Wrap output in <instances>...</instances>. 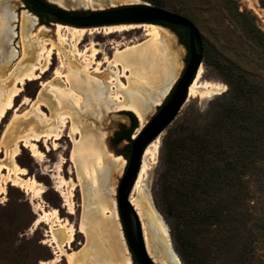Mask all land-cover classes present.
<instances>
[{
    "label": "rangeland",
    "instance_id": "rangeland-1",
    "mask_svg": "<svg viewBox=\"0 0 264 264\" xmlns=\"http://www.w3.org/2000/svg\"><path fill=\"white\" fill-rule=\"evenodd\" d=\"M43 1L58 5L56 3L57 0ZM137 3L161 8L190 20L201 34L204 43L206 67L200 82H212L225 86L226 91L228 87L224 80V74L218 68L220 60L226 56H232L244 62L246 60L244 49H247L250 45V40L242 29V21L234 17L237 8H239L240 12L247 10L252 13L258 19V25L264 31V0H133L131 2L96 0L95 5L81 3L75 7L62 8L68 11L87 13L93 10H106ZM24 20L34 22L32 28H29L26 32H22L21 30ZM52 24V22L49 23L47 20L39 19L29 9H26L21 0H0V88L5 83L6 91L9 92L16 77H21L29 72L30 66L36 63L44 47L49 46L47 42L57 43L56 27ZM40 27H44V35L40 37L34 36ZM159 27L164 28L175 42L174 47L169 49L167 55L172 69L171 79H173H170L166 87L163 90H159L160 92L152 88L141 89L137 85H134L137 80L128 72L122 73L118 81V85L121 88L129 87L141 95L143 100L141 110L146 116V121L143 125L140 124L136 113L133 111V109L137 110L135 107H132L133 109H123L117 104L119 101L116 102L113 99V95H111L113 90L120 96L123 95V91H117L116 88L113 89V85L107 83V95L104 97V100L96 98V95L88 91H78V94L82 93V95H79L81 103L78 106L73 104L69 108L59 109L60 107L57 108L55 102L51 104L50 101H54L55 96L50 92V84L54 81V74L61 65L58 56L53 57L51 70L46 73L41 81L28 83L23 87L21 96L15 101L17 111H10L0 125V148L3 151V153L0 152V166H11L13 164L12 160L5 158V151L12 150L19 140H26L37 135H45L53 129L58 118L61 116L60 113L69 109L70 111L68 110L67 112L73 115V120L68 124L64 137L60 141H57L58 148L56 150L48 152L44 143L38 144L40 150L45 154L44 161L42 162L34 159L31 152L24 146H20L21 154L15 159V162L20 167L26 168L29 176L42 184L45 194L41 200L36 199L34 201L25 191L14 187L12 183L6 184L7 194L0 198V264H41L42 261L49 262L55 259L54 249L44 245L43 241L47 239V235L53 234L58 242L62 244L66 240L65 230L60 227H53V231H51V226L47 224H41L38 228L34 227L35 221L42 213L37 209L40 201L45 211L49 212L52 209H57L59 216L75 228V242L67 249V252L69 254H78V257L74 261L76 264H137L133 260L124 235L117 207V191L127 169L132 141H118L117 134L131 132L132 139L141 131L146 123L151 121L166 101L174 85L182 77L190 56L188 37L184 30L176 31L163 25H159ZM64 34L69 36V32L67 31H64ZM71 41L72 39L69 42ZM145 42L144 31H131L110 35H106L105 33L88 34L79 48L81 51H85L94 43V45L97 44L95 48L100 51L98 61H102L105 56L111 60H115L125 52L130 51H124L126 47L143 45ZM117 50H121L122 53H117ZM65 51H70V46H66ZM74 62V64H79L76 65L78 69L84 66L79 60ZM93 67L94 69H90V75L87 76L90 79L105 76L106 73V75L111 74V66L108 64L103 66L102 73L105 72V74L101 75L94 72L96 65ZM62 72L66 75L65 80H67L68 73L66 70H62ZM84 76L86 75H82V78ZM42 82L47 84L46 90H44V97L46 99H42L39 96V93L43 89ZM58 94L59 91H57ZM224 94H216L205 100L200 97H193L190 108L181 113L179 124L159 144L157 159L149 161L151 169L149 168L147 178L143 183L146 194L150 196L155 210L160 215L169 232L172 249L181 264L185 263L173 237L172 220L168 218L166 212L164 181L168 178L169 165L166 158L165 143L168 138L175 142L179 141L185 136L187 132L186 128H191L197 121L204 122V118L211 110L213 104ZM48 96L49 99L50 97L52 99L48 100ZM24 98H28L31 101L30 105L18 107L22 104ZM149 102L150 105H148ZM38 106H40L39 109L42 113L37 111ZM81 136L86 145L91 144V151H97L96 146L98 145L99 148H105L106 152L98 155L97 158L103 159L106 165H109L114 157L121 158L123 161V166L120 170L113 173L108 169L106 174L102 177L100 176L97 187L92 185L93 183L90 178L87 179V171L85 169L94 168L95 163L91 161L90 166L86 167L75 160L76 147L82 144ZM50 146L53 149L52 141H50ZM90 150H88L89 154H91ZM63 158L65 159V164L62 165ZM60 166H62L61 172H59ZM60 173L64 179L68 181L72 180L78 185L74 191L73 198L76 208V214L74 215L69 214L68 208L65 207L64 198L56 190ZM2 174H7V170L2 171ZM23 178L25 179L26 177ZM97 192L99 193L95 194ZM94 202L97 203L96 206L93 205L95 204ZM104 208H108L116 213L118 218L117 235L120 233L119 237L117 235L109 237L101 231V228L96 227V221H102L103 219L102 213ZM136 210L144 214V208ZM86 212L94 215L91 224L92 228L88 230L83 229L87 220ZM145 221L146 216H144ZM208 232L203 236L196 235V237L199 236L197 242L203 246L200 251L206 254L204 257L205 262L206 264H224L221 246L214 243V240L218 239L217 234L213 230H209ZM114 250L119 254L118 259ZM59 264L70 263L68 258L64 257ZM255 264H264V249L258 254Z\"/></svg>",
    "mask_w": 264,
    "mask_h": 264
},
{
    "label": "trees",
    "instance_id": "trees-1",
    "mask_svg": "<svg viewBox=\"0 0 264 264\" xmlns=\"http://www.w3.org/2000/svg\"><path fill=\"white\" fill-rule=\"evenodd\" d=\"M234 17L250 40L246 60H220L227 91L204 122L165 143L166 212L185 264H206L197 239L209 230L224 264H255L264 249V31L247 10ZM117 140H131V132Z\"/></svg>",
    "mask_w": 264,
    "mask_h": 264
},
{
    "label": "bare ground",
    "instance_id": "bare-ground-1",
    "mask_svg": "<svg viewBox=\"0 0 264 264\" xmlns=\"http://www.w3.org/2000/svg\"><path fill=\"white\" fill-rule=\"evenodd\" d=\"M110 1L131 2L133 0H110ZM56 3L59 5L57 6L60 8L62 7L69 8V7L78 6L81 3H85L86 5H95L96 0H57ZM33 23L34 22L30 20H24L21 26L22 32H26L29 30V28H32ZM53 25H55L56 27V35L58 37L57 43L47 42L49 46L44 47V49L41 51L40 55L38 56L36 63L30 66L29 72H27L25 75L21 77H16V80L9 92L6 91L5 83L0 88V125L2 124L3 120L6 118L7 114L10 111L13 110L17 111V106L15 105V101L21 96L23 92V87L28 83L41 81L43 77L46 75V73H48L51 70L52 59L54 56H58L61 65L60 68L57 69L54 74L55 75L54 81L50 84V92H52V94L55 96L54 101H50L51 104L52 102L53 103L55 102L57 108L60 107L59 109L69 108L73 104L78 106L81 103V97L79 95H82V93L78 94L79 93L78 91L80 92L88 91L91 94L96 95V98L100 100H104V97L107 95V91H106L107 89L106 83H107L113 85V89L116 88L117 91L120 90L123 91V95L120 96L117 94V92H114L113 90L111 94L113 95V99L116 102L119 101L117 104H119L120 105L119 107H122L123 109H133L132 107H135V109L137 110L133 109V111L136 113L140 121V124L143 125L146 121V116L141 110V106L143 104L141 95L139 94V92L135 91L134 89H130L129 87L121 88L118 85V81L122 73L125 74V72H128L131 74V76H133L137 80V82L134 85H137L141 89L146 90L147 88H152L153 90L159 91V90H163L166 87L168 82H170L172 76V69L171 66L169 65L167 55L169 49H171L175 45L174 40L166 32V30L159 26L153 30H145L144 31L146 37L145 44L126 47L124 51L126 50H130V51L125 52L115 60H111L107 56H105L102 61H98V56L100 54V51L97 48H95V45L97 46V44L95 45L94 43L91 44V47L85 51H81L79 48L81 43L84 41L86 35H80L64 25H60V24H53ZM43 31H44V27L38 28V31L37 33H35L34 36L40 37L44 35ZM64 31L69 32V36H67V34H64ZM117 33H123V32H117ZM105 34L110 35L114 33H105ZM70 39H72L71 42H69ZM66 46H70V51L68 52L65 51ZM117 53H122V51L117 50ZM77 59L81 61V64L84 65L83 67H81V69H78V66H76L79 64H74L75 63L74 61L76 62L78 61ZM105 64L111 66L110 67L111 74L109 75H106L107 73L105 74V72L102 73L103 72L102 68ZM94 65H96V69L94 70V72L98 75L105 74V76L96 77V79H92V78L90 79V77H87L90 75L89 74L90 69H94L93 67ZM62 70H66V72L68 73L67 80H65L66 75L62 72ZM82 75H86V76L82 78ZM84 79L86 80L83 81ZM46 86L47 84L42 82L43 89L41 93H39V96L42 99H46V97H44L45 95L44 90H46L45 89ZM57 91H59L58 95H57ZM225 92H226L225 86H221L212 82H203V83L199 82L194 97H200L201 99L205 100L211 98L216 94L219 95ZM50 99L52 98L50 97ZM50 99L48 96V100ZM109 102L111 103L110 100ZM30 103L31 101L28 98H24L22 104L18 107L21 108L25 105H30ZM148 105H150V102L148 103ZM40 106H38L37 111L42 113V111L39 109ZM67 111L60 113L61 116L58 118L57 123L55 124L53 129L47 132L46 134L44 133L45 135L42 136L37 135L34 137L27 138L26 140H19V142H17L14 145V148L12 150L10 151L7 150L4 152L5 158L6 159L9 158L10 160H12L13 164L11 166H5V165L0 166V198L7 194L6 184L12 183L14 187H17L25 191L27 195L31 196L32 200L35 201L36 199L38 200L42 199V196L45 194V190L42 184H40L35 178L30 177L28 174V170L24 167H20L15 162V159L19 157L21 154L20 146H24L26 149H28L31 152L32 157L40 162L44 161L43 159L45 157V154L40 150V147L38 146L39 143H44L48 152L52 150H56L58 148L57 141H60L64 137V133L68 128V124H70L73 120V115H71V113L69 114V112ZM77 134L80 135L79 132H77ZM81 139H82V144L76 147L75 160L76 162H80L81 165L83 166L85 165L86 167L90 166L91 161L92 163H95L94 164L95 169L94 168L91 169L85 168V169L87 171V179L90 178L93 183L92 185L94 187L95 186L97 187L99 185L98 180L100 176L102 177L104 174H106L108 169L111 170L113 173L120 170L121 167L123 166V161L121 160V158L114 157L113 160L109 163V165H106L103 159L97 158L98 155L104 154V152H106L105 148L104 149L99 148L98 145L96 146L97 151H91L90 150V147H92L90 146L91 144L86 145V142L83 141L82 136ZM50 141L53 142V149L50 146ZM1 150L2 149L0 148V152L3 153V151ZM88 150L91 151V154L88 153ZM158 153H159V145L155 149L146 152L131 197V203L135 209L144 208L145 215L139 210L136 211L138 212L141 222H143L142 226L146 232L147 250L150 256L152 257V259L156 263L158 262L157 264H181L180 260L178 259V257L176 256V254L172 249V243L169 232L165 224L163 223L160 215L155 210L150 196L146 194L143 185L148 175L150 162L155 161L157 159ZM63 164H65L64 158L62 165ZM4 170H7V174L5 175L2 174V171ZM61 171H62V166H60L59 168V172ZM23 177L26 178L24 179ZM77 187L78 185L75 182H73L72 180L68 181L63 178L61 173L59 174L56 190L64 198L65 207L68 208V212L71 215L76 214V208L73 198H74V191ZM90 192L92 193V191ZM98 193L99 192L95 194ZM96 204L97 203L93 205L96 206ZM37 209L42 213L35 221L34 224L35 228H38L41 224H47L51 226V231H53V227H60L61 229L65 230V234H66V240L62 244L58 242V240L53 234L47 235V239L43 241V244L54 249L55 259L49 262L42 261L41 264H59L62 261V258L64 257L68 258L70 264H76L74 261L78 257V254L76 253L69 254L67 252V249L70 248L72 244L75 242V235H76L75 228L70 223H68V221L63 220L59 216V211L57 209H52L49 212L45 211L43 209V205L41 204V201L37 205ZM93 211L96 212L95 210ZM86 213H87L86 214L87 220L85 223L86 225L84 224V228H83L84 230H88L89 228H92L91 224L94 219L93 218L94 215H92V213L89 212ZM102 216H103L102 221H96V227L101 228V231L105 235H108L109 237L117 235L118 218L116 213L114 211L109 210L108 208H104ZM144 216H146L145 222H144ZM119 234L120 233H118L117 235L118 237ZM114 252L117 254V257L116 256L115 257L118 259L119 258L118 252L115 250Z\"/></svg>",
    "mask_w": 264,
    "mask_h": 264
},
{
    "label": "water",
    "instance_id": "water-1",
    "mask_svg": "<svg viewBox=\"0 0 264 264\" xmlns=\"http://www.w3.org/2000/svg\"><path fill=\"white\" fill-rule=\"evenodd\" d=\"M21 1L38 18L47 16L53 24L64 25L80 35L153 30L159 25L187 30L188 65L158 113L131 139L127 169L117 191L118 214L133 260L137 264H157L147 250L146 232L131 197L146 152L155 149L179 124L181 113L190 108L206 67L201 34L185 17L147 4L79 13L43 0Z\"/></svg>",
    "mask_w": 264,
    "mask_h": 264
},
{
    "label": "flooded vegetation",
    "instance_id": "flooded-vegetation-1",
    "mask_svg": "<svg viewBox=\"0 0 264 264\" xmlns=\"http://www.w3.org/2000/svg\"><path fill=\"white\" fill-rule=\"evenodd\" d=\"M26 8V7H25ZM26 9H29V8H26ZM30 10V9H29ZM42 19V20H47L49 23H51L50 22V19L47 17V16H39V19ZM135 261V260H134ZM137 263V262H136Z\"/></svg>",
    "mask_w": 264,
    "mask_h": 264
}]
</instances>
